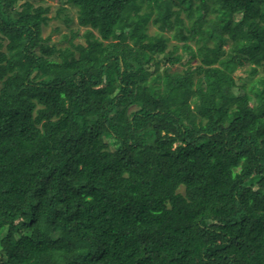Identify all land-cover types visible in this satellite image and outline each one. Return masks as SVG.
<instances>
[{
  "label": "trees",
  "instance_id": "1",
  "mask_svg": "<svg viewBox=\"0 0 264 264\" xmlns=\"http://www.w3.org/2000/svg\"><path fill=\"white\" fill-rule=\"evenodd\" d=\"M63 1L0 0V264H264V0Z\"/></svg>",
  "mask_w": 264,
  "mask_h": 264
},
{
  "label": "rangeland",
  "instance_id": "2",
  "mask_svg": "<svg viewBox=\"0 0 264 264\" xmlns=\"http://www.w3.org/2000/svg\"><path fill=\"white\" fill-rule=\"evenodd\" d=\"M36 4L47 5L49 7V12L47 13L48 20L45 25L42 26V36L49 38V43L54 44L57 48H64L69 46L71 40L72 42H82L83 39L81 34L85 30L84 27L78 25L76 19V10L71 5L64 3L63 0H35ZM60 7L64 9L60 10ZM183 14V13H182ZM184 16V14H183ZM158 21L157 17L152 18L149 25V31L153 32L156 30V22ZM76 34L75 36H73ZM169 36V32L166 33ZM176 41L171 39L168 45H160L158 47L159 52H166L172 48V44ZM178 53H181V50H177ZM227 56H231L230 52L226 53ZM188 55L184 54L183 61L187 60ZM196 61H192L191 65L195 64ZM160 66L166 67L169 66L170 71H179L184 68V63H175L169 65V62L162 59ZM247 68L246 65L239 68L235 72V78L237 82H242L246 77L244 69ZM18 251L21 253V248H18Z\"/></svg>",
  "mask_w": 264,
  "mask_h": 264
}]
</instances>
